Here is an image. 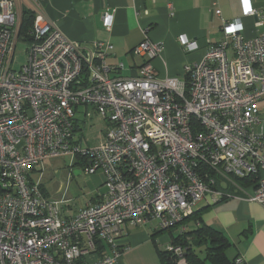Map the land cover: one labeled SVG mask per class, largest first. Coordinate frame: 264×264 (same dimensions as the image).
Masks as SVG:
<instances>
[{
	"label": "built area",
	"instance_id": "obj_1",
	"mask_svg": "<svg viewBox=\"0 0 264 264\" xmlns=\"http://www.w3.org/2000/svg\"><path fill=\"white\" fill-rule=\"evenodd\" d=\"M243 3L264 23V9ZM23 9L0 0V264H115L127 225L174 227L232 189L264 206V34L245 38L240 19L223 20L224 39L184 78L158 77L152 60L164 47L146 37L133 50L138 74L123 77V63H108L112 44L69 40L35 11L17 70ZM112 22L105 12L104 26ZM82 106L106 122L96 147L81 146ZM66 156L105 176L102 200L75 214L34 177L45 160ZM165 250L186 264L181 245Z\"/></svg>",
	"mask_w": 264,
	"mask_h": 264
},
{
	"label": "crops",
	"instance_id": "obj_2",
	"mask_svg": "<svg viewBox=\"0 0 264 264\" xmlns=\"http://www.w3.org/2000/svg\"><path fill=\"white\" fill-rule=\"evenodd\" d=\"M23 8L40 11L46 19L72 41L93 44L108 42L113 49L108 63H123L116 75L134 77L141 60L133 50L148 37L163 44V52L152 60L158 77L184 78L188 67L200 63L207 52L218 45L224 34L223 20H241L240 33L245 38L264 34V23L245 16L243 0H16ZM257 10L264 9V0H249ZM105 12L113 14L109 29L103 24ZM197 42V48L185 51L179 36ZM78 118V117H77ZM105 138V137H104ZM104 141V140H103ZM104 175V174H103ZM103 182L104 179H103ZM102 182V183H103ZM233 197L218 202L208 199L197 207L203 209L207 225L221 231L230 245L225 251L228 260L244 258L245 264H264V206L245 199L241 190H229ZM102 193L89 203L102 200ZM69 207V214L84 209ZM188 228L195 226L188 222ZM122 242L128 247L115 264H163L161 244L153 238L152 225H127ZM171 239V238H170ZM166 246V245H165ZM210 262L207 261L206 264ZM211 263V262H210ZM212 264V263H211Z\"/></svg>",
	"mask_w": 264,
	"mask_h": 264
},
{
	"label": "rangeland",
	"instance_id": "obj_3",
	"mask_svg": "<svg viewBox=\"0 0 264 264\" xmlns=\"http://www.w3.org/2000/svg\"><path fill=\"white\" fill-rule=\"evenodd\" d=\"M30 43L31 41L24 36L18 40L12 64L14 69L18 70L26 63V49ZM259 106L264 107V101L260 102ZM84 112L85 107L82 106L77 113L79 126L81 127L79 134L82 138L81 146L83 148L96 147L104 140L106 122L92 106L88 108V116H85ZM72 159L71 156H66L45 160L43 170L38 168V172H34L36 173L34 177L41 180L43 190L48 195L56 199H68L70 204L80 209L90 199L106 191L103 182L105 176L101 171L95 174L86 173L84 162L79 159L73 162ZM201 204L202 202L199 205ZM152 227L154 228V224H152ZM177 233L178 230H175V234ZM157 237L161 241V247L165 249V245L171 240L169 231L159 234ZM207 264L211 263L208 262Z\"/></svg>",
	"mask_w": 264,
	"mask_h": 264
},
{
	"label": "trees",
	"instance_id": "obj_4",
	"mask_svg": "<svg viewBox=\"0 0 264 264\" xmlns=\"http://www.w3.org/2000/svg\"><path fill=\"white\" fill-rule=\"evenodd\" d=\"M35 11L30 8L23 9V21L21 35L30 39L29 31L33 27ZM81 160V158H78ZM82 161V160H81ZM203 209L194 210L182 222L168 229L153 228V238L157 235L169 231L170 242L175 245H181L185 249L186 264H206L210 261L212 264H237L236 259L228 260L225 251L230 245L226 236L216 228L207 225L203 218ZM193 221L195 226L188 228V222ZM175 230L178 233L175 234ZM167 243V244H168ZM163 264H178V259L171 252L165 249H158ZM245 264V263H244Z\"/></svg>",
	"mask_w": 264,
	"mask_h": 264
}]
</instances>
